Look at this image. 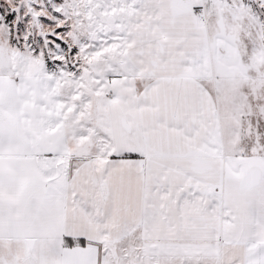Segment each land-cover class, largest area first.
<instances>
[{"label":"snow or ice","instance_id":"snow-or-ice-1","mask_svg":"<svg viewBox=\"0 0 264 264\" xmlns=\"http://www.w3.org/2000/svg\"><path fill=\"white\" fill-rule=\"evenodd\" d=\"M0 264H264V0H0Z\"/></svg>","mask_w":264,"mask_h":264}]
</instances>
